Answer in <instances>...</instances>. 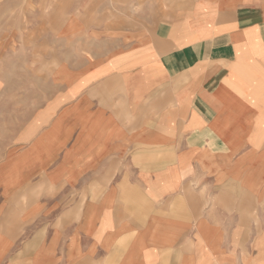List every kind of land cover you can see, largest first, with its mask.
<instances>
[{"label":"crops","instance_id":"1","mask_svg":"<svg viewBox=\"0 0 264 264\" xmlns=\"http://www.w3.org/2000/svg\"><path fill=\"white\" fill-rule=\"evenodd\" d=\"M64 2L73 43L63 49L78 51V74L62 80V106L40 113L49 126L1 186L21 212L44 181L36 204L61 211L31 264L55 258L59 242L67 256L179 264L165 244L211 224L198 220L205 194H236L238 210L251 196L247 209L264 210V0ZM66 225L79 230L59 238Z\"/></svg>","mask_w":264,"mask_h":264},{"label":"rangeland","instance_id":"2","mask_svg":"<svg viewBox=\"0 0 264 264\" xmlns=\"http://www.w3.org/2000/svg\"><path fill=\"white\" fill-rule=\"evenodd\" d=\"M64 1L0 0V264H31L29 253L40 252L46 247L45 224L57 222L61 214L58 208L53 214H47L41 204H36L47 197L44 181L37 184L39 194L22 196L21 212L15 209L12 200L1 201V186L13 177L17 158L31 148L35 135L43 134L49 126L40 120L46 117L40 113L47 107L62 106V80L78 74V51L63 49L65 43H73L61 33ZM3 11H7L4 12L6 19L1 16ZM48 12L54 14L52 19L45 18ZM31 22L34 28L38 22L39 31L43 33H31ZM51 22L52 33L46 34L47 28L51 31ZM46 44L53 48L46 50ZM35 46L37 49H32ZM33 123L37 126L32 127ZM44 174L39 176L44 179ZM53 198L58 200L60 196ZM205 198L206 209L198 220L211 224L191 227L183 233L181 242L173 246L165 244L164 253H175L179 264H264V210L247 209L257 206L252 204L255 199L246 195V210H238V195L230 194L229 210H221L222 203L227 202L225 198L212 194H205ZM30 206L35 207L32 214L37 218L33 223ZM78 230L76 226H59L57 235L67 238ZM15 237L18 242H13ZM65 246V242L54 244L55 258H50L48 263L45 259L38 262L116 264V260L110 263L103 259L67 256ZM19 250H22L21 256L15 258Z\"/></svg>","mask_w":264,"mask_h":264}]
</instances>
